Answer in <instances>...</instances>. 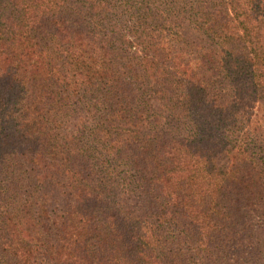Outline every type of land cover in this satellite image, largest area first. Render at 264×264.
I'll use <instances>...</instances> for the list:
<instances>
[{"label":"trees","instance_id":"obj_1","mask_svg":"<svg viewBox=\"0 0 264 264\" xmlns=\"http://www.w3.org/2000/svg\"><path fill=\"white\" fill-rule=\"evenodd\" d=\"M0 264H264V0H0Z\"/></svg>","mask_w":264,"mask_h":264}]
</instances>
